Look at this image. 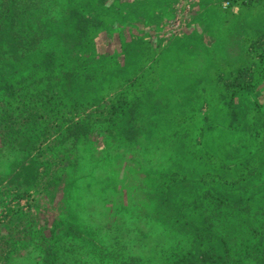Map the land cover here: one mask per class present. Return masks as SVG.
Wrapping results in <instances>:
<instances>
[{
	"label": "rangeland",
	"instance_id": "rangeland-1",
	"mask_svg": "<svg viewBox=\"0 0 264 264\" xmlns=\"http://www.w3.org/2000/svg\"><path fill=\"white\" fill-rule=\"evenodd\" d=\"M225 1L0 0V264H264V0Z\"/></svg>",
	"mask_w": 264,
	"mask_h": 264
},
{
	"label": "trees",
	"instance_id": "trees-1",
	"mask_svg": "<svg viewBox=\"0 0 264 264\" xmlns=\"http://www.w3.org/2000/svg\"><path fill=\"white\" fill-rule=\"evenodd\" d=\"M258 1L259 0H251L247 4L242 3L241 6L242 7H247L248 5H250L248 7L257 6L258 5L257 4ZM261 39L259 38V40H257V41H255V42L252 43V45H255V48H253V47L251 48L252 50L253 49H254V51H257L258 50V45L264 42L263 41L264 38H261ZM256 42H257V44H256ZM253 71L254 70H253L252 66L239 65L238 66V69L236 71L230 72V74L235 75V78L234 79L237 80L238 83H239V80L242 79V82H243V80H245L246 78H248L247 76H253ZM244 83H239V86H244V85L249 84L248 81H247L246 84H244ZM250 84H251V82H250ZM239 88L240 89H238V91H240L241 88H244V87H239ZM234 93H237V91L234 92ZM53 228H54V230H52V231L49 232L50 237H48L46 235V233L44 232L45 230H41V235L39 236V238H37V241H40L41 243H43V244H45L47 246L48 245L50 246L55 241L54 239L56 238V234H57V231H56L57 230V225H55ZM65 238H68V235H66ZM7 258H8V256L5 259L2 258L1 260L5 261ZM180 262H182V261H180Z\"/></svg>",
	"mask_w": 264,
	"mask_h": 264
},
{
	"label": "crops",
	"instance_id": "crops-1",
	"mask_svg": "<svg viewBox=\"0 0 264 264\" xmlns=\"http://www.w3.org/2000/svg\"><path fill=\"white\" fill-rule=\"evenodd\" d=\"M191 2H192V0H190V3L187 5V7H192L193 4ZM252 14H254V13L252 12ZM180 17H182V16H180ZM244 17H245V15L242 16V17H239L238 14H237V19L240 18L241 20H243ZM186 20H187V17L186 16L182 17L181 18V21L180 22L178 21V23H176V27L177 28L180 25L178 31L176 30V32H174L175 29L174 30L170 29V31L173 32V33H175V34H177L178 37H182L183 35H185L184 33H185V30H186V24H187V21Z\"/></svg>",
	"mask_w": 264,
	"mask_h": 264
},
{
	"label": "built area",
	"instance_id": "built-area-1",
	"mask_svg": "<svg viewBox=\"0 0 264 264\" xmlns=\"http://www.w3.org/2000/svg\"><path fill=\"white\" fill-rule=\"evenodd\" d=\"M250 1L251 0H226L224 3V8L229 9L230 7H232L233 5H236V4L241 6L242 3L247 4ZM248 6H250V5H248Z\"/></svg>",
	"mask_w": 264,
	"mask_h": 264
}]
</instances>
